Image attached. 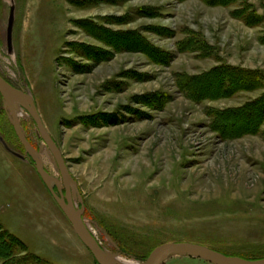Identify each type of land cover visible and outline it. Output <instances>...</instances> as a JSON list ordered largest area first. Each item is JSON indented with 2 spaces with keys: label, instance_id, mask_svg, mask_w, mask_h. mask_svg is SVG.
Listing matches in <instances>:
<instances>
[{
  "label": "rangeland",
  "instance_id": "rangeland-1",
  "mask_svg": "<svg viewBox=\"0 0 264 264\" xmlns=\"http://www.w3.org/2000/svg\"><path fill=\"white\" fill-rule=\"evenodd\" d=\"M0 74L33 96L110 255L186 241L264 258V0H0ZM0 142V264H98L1 95Z\"/></svg>",
  "mask_w": 264,
  "mask_h": 264
},
{
  "label": "water",
  "instance_id": "water-1",
  "mask_svg": "<svg viewBox=\"0 0 264 264\" xmlns=\"http://www.w3.org/2000/svg\"><path fill=\"white\" fill-rule=\"evenodd\" d=\"M9 24L8 40L11 42L13 18L10 19ZM0 95L7 116L23 145L25 155L31 160L41 180L72 224L81 242L90 250L98 264H119L101 246L87 226L83 216L85 209L83 197L78 190L77 183L66 164L61 150L49 134L42 120L33 96L22 87L11 84L1 74ZM19 109H25L36 123L42 140L56 161L61 178L53 176L45 168L41 154L28 139L22 128ZM63 188H65V191H63ZM173 255L197 257L213 264H264V258L247 259L241 256L226 255L208 246L186 241L168 242L157 246L143 264H163L168 257Z\"/></svg>",
  "mask_w": 264,
  "mask_h": 264
},
{
  "label": "bare ground",
  "instance_id": "bare-ground-1",
  "mask_svg": "<svg viewBox=\"0 0 264 264\" xmlns=\"http://www.w3.org/2000/svg\"><path fill=\"white\" fill-rule=\"evenodd\" d=\"M112 257L119 264H134L132 261H128V260L121 258L119 256H112Z\"/></svg>",
  "mask_w": 264,
  "mask_h": 264
},
{
  "label": "trees",
  "instance_id": "trees-1",
  "mask_svg": "<svg viewBox=\"0 0 264 264\" xmlns=\"http://www.w3.org/2000/svg\"><path fill=\"white\" fill-rule=\"evenodd\" d=\"M247 75H248V78H249V79H252V80L260 79V78L257 76V74H248V73H247Z\"/></svg>",
  "mask_w": 264,
  "mask_h": 264
},
{
  "label": "crops",
  "instance_id": "crops-1",
  "mask_svg": "<svg viewBox=\"0 0 264 264\" xmlns=\"http://www.w3.org/2000/svg\"><path fill=\"white\" fill-rule=\"evenodd\" d=\"M8 153L6 150H4L3 148H2V146H1V142H0V153Z\"/></svg>",
  "mask_w": 264,
  "mask_h": 264
},
{
  "label": "flooded vegetation",
  "instance_id": "flooded-vegetation-1",
  "mask_svg": "<svg viewBox=\"0 0 264 264\" xmlns=\"http://www.w3.org/2000/svg\"><path fill=\"white\" fill-rule=\"evenodd\" d=\"M61 178V177H60ZM63 191H65V188H63Z\"/></svg>",
  "mask_w": 264,
  "mask_h": 264
}]
</instances>
